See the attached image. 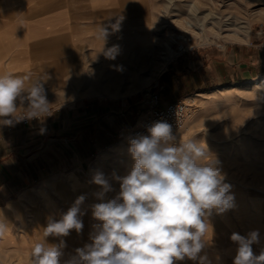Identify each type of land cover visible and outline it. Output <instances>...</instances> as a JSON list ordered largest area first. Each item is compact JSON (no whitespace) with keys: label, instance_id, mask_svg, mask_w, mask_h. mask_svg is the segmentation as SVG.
I'll list each match as a JSON object with an SVG mask.
<instances>
[{"label":"rangeland","instance_id":"374dc122","mask_svg":"<svg viewBox=\"0 0 264 264\" xmlns=\"http://www.w3.org/2000/svg\"><path fill=\"white\" fill-rule=\"evenodd\" d=\"M143 3L126 13L112 11L111 20L96 15L94 33L79 19L72 27L78 36L59 37L66 39L64 49L33 68L26 84L41 80L52 114L24 127L14 123L6 135L2 128L7 126H0L5 154L53 161L37 179L79 161L90 183L97 172L104 173L112 188L104 200L112 199L120 189L117 177L127 175L134 164L128 151L130 130L145 116L150 96L159 95L156 109L192 96L198 109L176 145L190 139L205 144L219 161L230 194L243 200L237 204L243 217L248 219L251 210L264 214V0ZM101 27L108 29L109 45L119 46L113 67L103 61ZM55 62L58 68H52ZM196 76L202 86L188 90ZM26 107L18 102L17 113L28 111ZM102 123L114 124L106 137L112 142L105 146L95 141V129ZM19 134H27L25 142L15 145ZM6 164L0 161L5 172ZM37 179H24L16 193ZM101 191L96 185L93 193Z\"/></svg>","mask_w":264,"mask_h":264},{"label":"clouds","instance_id":"9594fccd","mask_svg":"<svg viewBox=\"0 0 264 264\" xmlns=\"http://www.w3.org/2000/svg\"><path fill=\"white\" fill-rule=\"evenodd\" d=\"M108 29L101 27L106 40ZM118 45L104 51L106 58L115 59ZM31 78L0 75V126H13L24 119H40L52 114L41 80L26 86ZM18 102L26 103V114L17 115ZM149 135H139L130 141L128 149L134 164L127 175L117 177L118 194L107 201L104 195L111 184L102 172L93 183L99 185L102 202L91 206L94 226L91 244L78 248L65 264H174V261L199 259L211 236L207 217L212 210L223 213L234 206L231 186L224 183L219 161L214 160L195 139L179 145L174 142L172 126L164 121L154 123ZM85 197H78L59 220L49 219L44 238L67 236L70 230L80 233V219ZM0 224V234L4 231ZM258 230L247 236L233 233L238 244L234 264H264V251L253 253L258 243ZM63 242L50 245L43 239L34 244L31 264H61Z\"/></svg>","mask_w":264,"mask_h":264},{"label":"crops","instance_id":"0c3cea01","mask_svg":"<svg viewBox=\"0 0 264 264\" xmlns=\"http://www.w3.org/2000/svg\"><path fill=\"white\" fill-rule=\"evenodd\" d=\"M143 4V0H0V75L30 76L38 64H44L49 57H58L59 50L64 49L62 44L66 42L60 36L73 38L77 35L72 27L77 26L79 19H84L81 25L91 27L88 32L94 33L96 15L111 20L112 11L126 13ZM55 63L52 68L59 67ZM196 79L188 90L194 91L202 86V81L197 76ZM172 102L167 101L166 105ZM14 148L17 147L11 149ZM27 158L30 160L31 156ZM85 172L77 161L71 167L40 177L33 185L15 192L13 197L7 193L0 199V224L5 226L0 234V264H31L32 248L43 239L50 245L63 242L61 264L75 255L76 249L92 243L90 237L94 234V226L102 222L93 218L91 206L102 201L93 193L96 185L90 183ZM1 190L5 192L3 186ZM80 196L85 197L80 205L81 232L70 230L67 236L44 238L49 219L59 220ZM233 196L232 208L219 214L213 209L207 217L211 236L198 254L207 258L205 264H234L238 244L231 240L233 233L247 236L258 230L260 239L252 245L253 253L258 256L264 251V214L251 210L245 219L237 208L243 200ZM107 200L109 198L104 201ZM174 264H200V261L185 258L174 261Z\"/></svg>","mask_w":264,"mask_h":264},{"label":"trees","instance_id":"16d2710c","mask_svg":"<svg viewBox=\"0 0 264 264\" xmlns=\"http://www.w3.org/2000/svg\"><path fill=\"white\" fill-rule=\"evenodd\" d=\"M237 81H241V80H237ZM33 121H35V119ZM33 121H31L29 125ZM17 124L19 127L26 126L20 123ZM102 124L103 126L101 125L100 126L101 128L95 129V139H96L95 141L100 145L105 146L112 142L109 138L106 137L109 135V133H111L110 129H114L113 126L114 124L113 125L111 124L110 127L108 126L107 123H102ZM14 127H15L14 125L3 127L2 128L4 131L3 134L6 135V133H8L9 130L11 129L13 130ZM52 129L53 127L50 126L48 130H52ZM0 133H2V131H0ZM25 135L27 134L24 135L19 134L18 141L16 143L14 142L15 145L24 144ZM12 136L15 137V135ZM6 149L8 150V148L4 149L3 144L0 142V161H4L5 163H7L6 164L8 168L7 171L11 174L10 176L7 175V173L0 167V199L4 198L7 195V193H9V195L13 197L15 195L14 193L16 192V190L21 188L25 184L24 181L26 179L31 181L37 179L38 176H40V174L43 173L44 170L47 171L50 170L49 169L50 165L53 163V161L46 162L44 158H41V156L36 157V159L33 161H28L25 157H21V156L13 159L5 154V152L7 153ZM2 186L4 187L5 192L1 190Z\"/></svg>","mask_w":264,"mask_h":264},{"label":"built area","instance_id":"2783aa9c","mask_svg":"<svg viewBox=\"0 0 264 264\" xmlns=\"http://www.w3.org/2000/svg\"><path fill=\"white\" fill-rule=\"evenodd\" d=\"M159 102V95L153 93L149 98V107L145 116L130 130L131 139L139 135H149L148 129L156 122L164 121L172 126V133L176 137L175 144L179 141V134L198 109L197 99L192 96H186L177 99L163 108L156 109ZM27 111L21 110L17 115L26 114ZM35 119V118H33ZM33 119H24L19 123L27 125Z\"/></svg>","mask_w":264,"mask_h":264},{"label":"bare ground","instance_id":"6f19581e","mask_svg":"<svg viewBox=\"0 0 264 264\" xmlns=\"http://www.w3.org/2000/svg\"><path fill=\"white\" fill-rule=\"evenodd\" d=\"M208 3H209V0H208ZM213 3H214V1H213ZM213 6V5H212ZM117 35V34H116ZM100 37V36H99ZM179 37V36H178ZM102 38V37H101ZM180 38V37H179ZM99 39V38H98ZM112 41V40H111ZM111 41L110 40H102L101 41V46H100V50H102V49H104V51H106L107 49H109V48H111L113 45H109V43H111ZM114 41V40H113ZM116 41V40H115ZM118 41V40H117ZM116 41V42H117ZM122 43V42H121ZM112 44V43H111ZM129 44V43H128ZM129 46V45H128ZM166 47H167V50L169 51V53L171 54L172 53V46H171V41L170 40H167L166 41ZM119 49V48H118ZM102 52V57H103V61L106 63V64H108V65H110L111 67H113V63H114V60L115 59H110V58H106V56L104 55V52L103 51H101ZM117 56V55H116ZM124 56V55H123ZM166 58V57H165ZM119 61V60H118ZM122 62V61H121ZM125 62L123 61V66L125 65L124 64ZM118 64V63H117ZM119 64H121V63H119ZM116 65V64H115ZM117 66V65H116ZM122 66V65H121ZM118 67H119V65H118Z\"/></svg>","mask_w":264,"mask_h":264}]
</instances>
